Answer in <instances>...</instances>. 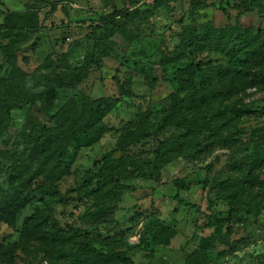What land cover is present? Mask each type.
Masks as SVG:
<instances>
[{
  "label": "rangeland",
  "instance_id": "374dc122",
  "mask_svg": "<svg viewBox=\"0 0 264 264\" xmlns=\"http://www.w3.org/2000/svg\"><path fill=\"white\" fill-rule=\"evenodd\" d=\"M127 8L133 19L111 33L88 27ZM6 11L34 12L46 26H68L23 35L12 45L31 91L44 93L55 76L89 70L76 87L56 88L50 114L75 96L119 97L127 82L133 96L120 97L88 135V146L77 154L69 149L71 167L54 183L55 195L36 190L13 226L0 224L2 263L72 264L79 245L87 243L134 264H184L189 254L202 251V241L213 239L201 252L203 264H264V62L233 67L219 50L197 44L211 30L225 28L264 39V0L246 11L230 0H0V23ZM98 38L110 48L93 53ZM181 39L191 41L187 51ZM10 40L0 37V44ZM92 54L102 58L101 71L91 64ZM189 64L195 68L194 94L181 91L175 80L176 69ZM0 71H9L1 53ZM149 78L155 80L152 89ZM242 107L249 112H235ZM50 114L38 101L12 111L9 131L0 136L6 152L0 157V201L35 167L24 148ZM230 134L236 138L232 145L219 148L218 139ZM19 155L31 169L12 170L10 187L4 173ZM109 173L119 175V185L105 184ZM174 181L183 188L176 190ZM176 194L198 209L179 204ZM106 207L113 213L100 217ZM231 209L237 216L228 217ZM141 237L153 244L140 243ZM132 240L140 245L131 248Z\"/></svg>",
  "mask_w": 264,
  "mask_h": 264
},
{
  "label": "trees",
  "instance_id": "16d2710c",
  "mask_svg": "<svg viewBox=\"0 0 264 264\" xmlns=\"http://www.w3.org/2000/svg\"><path fill=\"white\" fill-rule=\"evenodd\" d=\"M142 1V0H139ZM163 2L167 0H156ZM236 7L246 11L250 6L259 4V0H230ZM36 5H32L31 9H34ZM51 5V10L54 8ZM133 19V12L130 9L114 10L110 14L101 16L97 22L88 26L95 33H111L112 27L116 26L119 22H129ZM80 24L86 25L84 22ZM68 27L65 24H50L46 26L42 21H39L37 14H24L18 12L6 11L3 22L0 23V37L11 36V45L0 44V53L6 59V64L9 71L6 76H1L0 71V136L6 135L9 131L12 123L11 113L15 109H20L22 106L32 104L38 101L41 104V109L46 114H50L54 109V99L56 97V88L65 86L73 88L79 85L88 76V69H75L63 75L55 76L53 79L54 86L47 88L44 93H36L29 89L25 82L26 74L17 66L16 59L12 51V45L19 42L20 37L35 35L42 31L59 30ZM191 41L181 39L180 48L187 51L190 48ZM200 47L208 46L209 49L219 50L222 54L232 61V66L236 64L243 65L244 62H255L257 64L264 62V39H259L257 36L249 35L247 30L225 28L214 29L209 32L205 37H201L197 42ZM101 46L109 49L110 46H106L102 43L101 38L97 39V43L93 45V53L99 51ZM206 46V47H207ZM103 52V55H106ZM243 57V60L240 58ZM91 64L97 71H101L103 68V61L100 57H95L92 54L90 58ZM195 68L192 64L186 65L183 68H177L175 71V80L180 86L181 91L188 92L190 94L195 93V80H194ZM150 88L155 86V80L153 78L148 79ZM228 89V88H225ZM213 92V91H212ZM227 91L223 92L226 93ZM222 91L219 95H223ZM230 91L227 92V95ZM132 97V90L130 82L127 85L122 86L119 91V97H100L96 100H90L85 96L79 99L75 96L67 100L59 109L53 114L48 115L44 124L34 128L29 135V142L24 148V153L28 155V159L35 167L30 170L26 166V163L21 160L20 155L12 161L11 166L7 168L4 173V182L13 186L16 176H11L12 170H22L27 168L30 170L26 178H21L15 186L11 187L3 193L0 201V224H6L13 226L17 215L27 205L31 204L35 199L34 192H38L45 196H51L56 194L55 187L53 186L61 177L69 173L71 163L66 161L68 151L73 149L74 154L82 148L88 146L92 138H88L90 132H92L103 119L111 113L119 104L120 97ZM218 97L214 95L213 98ZM236 113H248L246 108H239L235 110ZM212 120V119H210ZM210 120H207L205 124L209 127ZM214 136L217 135L218 130H214ZM235 136L230 134L225 138L220 137L219 148L228 149L232 142L235 140ZM211 143H208V145ZM196 150L199 152L202 150L200 143L196 144ZM5 151L0 150V157H4ZM260 162L264 164V154L260 158ZM106 185L114 184L119 185L120 178L118 174L109 173L106 175ZM116 183V184H115ZM173 186L176 190L183 188V183L174 181ZM114 188V186H110ZM1 194V193H0ZM175 201L181 205H186L193 210H197L195 205H188L176 194L174 196ZM113 213V209L106 207L99 211L100 217H105L107 214ZM237 211L231 209L227 212L228 217L237 216ZM53 237V241L59 240ZM213 239H206L200 244L202 251L213 243ZM140 243L152 245L151 238L141 237ZM140 243H136L131 248L138 247ZM236 244V242H235ZM237 249L234 245L231 250ZM76 257L71 259L72 264H96L99 262L109 261L114 264H134L129 258L120 256L114 253H100L95 250L89 244H80L78 250H76ZM201 251V252H202ZM200 251H194L189 254L184 264H203ZM4 250L0 249V258L3 256ZM0 264H4L0 261Z\"/></svg>",
  "mask_w": 264,
  "mask_h": 264
},
{
  "label": "built area",
  "instance_id": "2783aa9c",
  "mask_svg": "<svg viewBox=\"0 0 264 264\" xmlns=\"http://www.w3.org/2000/svg\"><path fill=\"white\" fill-rule=\"evenodd\" d=\"M135 241H136V240H132V243H131V244H132V245H133V244H136V242H135Z\"/></svg>",
  "mask_w": 264,
  "mask_h": 264
}]
</instances>
